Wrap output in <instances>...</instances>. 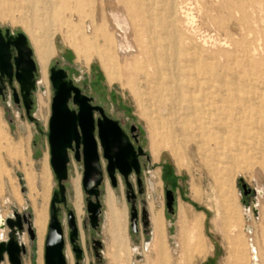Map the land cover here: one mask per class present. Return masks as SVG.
<instances>
[{
    "label": "rangeland",
    "instance_id": "374dc122",
    "mask_svg": "<svg viewBox=\"0 0 264 264\" xmlns=\"http://www.w3.org/2000/svg\"><path fill=\"white\" fill-rule=\"evenodd\" d=\"M122 2L0 0V17H3L0 18V28L9 29L12 34L23 33L32 48L34 61L37 62L32 41L45 34L52 47L45 66L46 92L39 91L35 86L31 94V121L25 116L23 107L12 102L9 91L0 98V170L3 169L9 177L6 185L0 183V212L3 216L12 215V212L29 214L31 226L34 218L40 215L44 223L40 240L34 232L35 238L30 241L24 228L25 253L20 257V264H44L48 209L52 192L56 189L46 137L52 98L48 75L49 69L55 65L64 69L68 78L91 97L94 104L99 103L105 113L124 128L128 124L136 125L140 132V146L145 152L144 158H140V194L137 193L135 177L131 175L129 178L138 213L136 233L131 232L129 222L133 199L130 196L126 198V188L119 175L116 174L117 185L112 188L104 173L98 197L101 214L95 229L88 225L85 195L80 184L82 215L80 223L76 220V224L83 256L79 264H109L105 258L107 239L104 235L106 186L113 194L116 207L124 211V233L130 264H156L153 258L144 257L140 249V244L151 238L150 206L158 212L162 222L167 264H207L209 261L208 264H249L247 239L256 247L259 261L264 264V113L251 102H245L250 93L264 92V2L244 0L239 4L237 0H171L173 19L180 22L185 33L205 46L204 53L208 59L207 73L203 77L214 84V88L205 91L207 98L204 101L210 102L216 94L219 105L229 109L224 113L212 112L211 118L220 120L223 126L208 125L202 133L200 129L188 126L180 132L174 125L176 121L190 124L191 118L187 116L185 105L182 111L175 113L171 105L172 99L176 98L173 93L161 94L159 87L147 76L149 71L147 74L141 70L132 73L135 67L140 68V60H134L128 66L121 64L112 30L114 23H117L119 36L129 43L127 52L136 55L142 40L138 20L131 30L127 26L129 22ZM93 22L95 27L102 26L103 33L113 45L92 36L88 25ZM242 41L253 54L251 59L241 49ZM219 45L231 53L234 63L219 57ZM105 54L111 57L113 64L109 68L105 67ZM63 58L69 62H64ZM40 75L42 72L38 65L35 78ZM198 77L201 78V75ZM41 85L45 87V84ZM228 88L229 91H226ZM98 93L101 97H97ZM38 96L46 104L41 113L37 107ZM194 98L201 102L198 96ZM204 113L202 109L198 111V116ZM170 129L173 130L176 158L167 149H156L151 145L152 136L158 143L160 136ZM206 139L211 140L210 143L206 144ZM212 146L216 149L214 156L209 151ZM100 159L104 168L101 154ZM44 160L46 177L43 176ZM67 170L65 196L67 208L72 210L70 180L74 174H80L79 180L82 175V164L76 162L72 154ZM152 174H156V179ZM164 175H170L171 181L165 180ZM241 184L254 192L244 194ZM166 187L174 196L172 214H168L165 208ZM142 208L147 211L146 233H143L139 220ZM179 210L184 212L187 220H192L189 227L194 228V240L200 242V253L188 260L180 255L175 244V238H181L176 225ZM58 219L64 233L66 264H75L67 238L66 212L61 206ZM95 241L100 243V248L96 249L100 258L95 255ZM1 264L9 262L5 258Z\"/></svg>",
    "mask_w": 264,
    "mask_h": 264
},
{
    "label": "bare ground",
    "instance_id": "6f19581e",
    "mask_svg": "<svg viewBox=\"0 0 264 264\" xmlns=\"http://www.w3.org/2000/svg\"><path fill=\"white\" fill-rule=\"evenodd\" d=\"M260 1L264 2V0ZM237 2L242 4L244 0H237ZM122 9L126 20L129 22L127 26H129L130 30L136 20L140 22V34L142 40L140 42V50H137L136 52L138 57L127 52L129 43L127 40L125 41V38L122 40V37L119 36L117 23H114L112 26L113 28H111L116 36L114 41L119 50L121 64L123 66H128L132 61L140 60V68L135 67L136 69L134 68L132 73L137 70H141L144 73L149 71L150 73H148L149 75L147 76H149L155 85L159 87L161 94L168 95L169 93H173L176 98L172 99L171 105L176 111L175 113L182 111V106L185 105L186 111H188L187 116L191 118V122L187 125L186 122L181 123L176 121L174 125L179 128L180 132H182L181 130H185L187 126L190 129H200L201 133L208 125L218 127L223 126V123L220 122V120H213L211 118L212 112L219 111L224 113L228 112L229 109L226 106L221 107L219 105V101L216 100V94H212L213 96L211 97L210 102H207V100L204 101V98H207L205 91L214 88V84L210 83L207 78L203 77V75L207 73L208 59L204 53V43L193 38L188 33H185L180 26V22L173 19L171 0H123ZM0 18L3 17L1 16ZM96 18H98V15ZM88 31L100 41H107L110 45H113L112 41H110L106 34L103 33L102 26L98 28L95 27L94 22L90 23L88 25ZM234 31L237 32V30ZM32 45L36 60L41 68L42 84H45L44 92H46L47 79L45 76V66L52 53V47L49 40L46 39L45 34L36 41H32ZM133 46H136L134 42ZM217 48L219 57L225 58L226 61L234 63L231 53L225 50V47L219 45ZM75 49L78 50L77 47H75ZM241 49L244 53H248L247 57L248 59H251L253 54L249 52L246 42L242 41ZM252 50H254V48H252ZM95 52L97 56L100 57L98 51ZM105 57L107 59L105 67L109 68V66L113 65L111 63V57L106 54ZM197 74L201 75V78H199ZM226 91H229V88L226 89ZM196 96L200 98V103H198L197 100H194V97ZM245 102H251L255 108L259 107L260 112L264 113V92L255 91V93H250V96L246 97ZM37 107L39 113H41L42 109L46 107L41 96H38ZM202 109L205 113L202 114V116H198V111ZM172 134L173 130H168V133L164 136H160L158 143L155 142L156 137L152 136L151 145L156 149L159 147L167 149L169 154L173 158H176L173 144L174 138ZM210 141L211 140L206 139L205 143L208 144ZM213 147L214 146L209 149L212 156L215 155L216 151ZM43 174L44 177L47 176L46 160H44L43 164ZM74 175V178L70 180V204L77 223L79 224L82 215L80 180L78 175ZM151 176L155 179L157 177L156 174H152ZM8 178V173L3 169L0 170V183L2 186L6 185L9 180ZM104 205V235L107 239L105 258L109 260V264H130V252L126 244L124 233V211L116 207L113 194L108 186L105 188ZM7 218L14 219L13 215L9 214L3 216L0 212V242H6L8 239L9 231L4 225ZM191 224L192 220H187L184 212L179 210L176 225L179 226L181 238H175V244L180 255L186 257V260L192 258L194 254L196 255L200 253V242L194 240L195 231L194 228L189 227ZM32 227L33 230H35L34 232L38 240H40L44 232V223L40 215L34 218ZM149 229L151 238L149 240L147 239L148 241L145 240V243L142 242L140 244V249L142 250L144 257L153 258V261L156 262V264H167V253L163 243L162 222L158 212H155L152 206L149 208ZM12 237L20 244L25 245L26 238L23 230L20 232L15 230ZM250 242L251 241L247 239L246 247L249 252V264H261L258 251L252 242ZM134 244L138 245L136 243ZM67 257L71 261V255L68 250ZM69 264H71V262H69Z\"/></svg>",
    "mask_w": 264,
    "mask_h": 264
},
{
    "label": "water",
    "instance_id": "95a60500",
    "mask_svg": "<svg viewBox=\"0 0 264 264\" xmlns=\"http://www.w3.org/2000/svg\"><path fill=\"white\" fill-rule=\"evenodd\" d=\"M32 48L26 36L18 32L12 34L9 29H4L1 34L0 28V76L4 77L8 84L13 79L22 95V103L25 116L32 120L30 108L34 90L36 62L32 58ZM49 83L52 90L50 103V115L47 123V144L49 149V165L53 173L56 189L53 190L49 203V221L44 240L43 260L44 264H66L64 255V233L58 219L60 206L65 208L67 238L73 253L74 263L79 264L82 260V249L78 243V227L73 211L67 208L64 182L68 179L67 166L70 161L68 152L73 153L76 162L82 164L81 187L85 195V211L87 222L91 229L98 227L101 214L99 187L106 174L112 188L117 185L116 174L119 175L126 188V198L133 199L130 202L129 222L132 233L137 232L138 213L134 206V192L131 175L135 177V183L140 194V164L138 156H145L142 148L134 150L127 136L121 130L117 121L107 118L100 107L90 105L91 99L84 95L81 90L68 78L64 69L56 65L49 69ZM14 102L17 103L13 92ZM76 109H70L68 103ZM98 112L99 118L94 122L92 114ZM95 133V134H94ZM101 158L105 161L104 168ZM147 158V157H146ZM244 194L254 192L246 189L241 184ZM165 208L168 214L173 213V192L165 188ZM14 219L7 218L4 222L8 229V239L0 242V263L6 258L9 264H20V257L25 253L23 244L13 237L14 231L25 232L30 241L35 238L31 226L30 215H19L12 212ZM139 220L143 227V233L148 231L147 211L140 210ZM3 227V226H2ZM147 240V239H146ZM96 249L100 248L99 241H95ZM100 258V257H99Z\"/></svg>",
    "mask_w": 264,
    "mask_h": 264
},
{
    "label": "flooded vegetation",
    "instance_id": "af4514ba",
    "mask_svg": "<svg viewBox=\"0 0 264 264\" xmlns=\"http://www.w3.org/2000/svg\"><path fill=\"white\" fill-rule=\"evenodd\" d=\"M1 34L3 35L4 34V29H1ZM64 62H69L68 60H65L63 58ZM36 62V61H35ZM36 65H37V62H36ZM37 68H38V65H37ZM40 74V73H39ZM35 84L37 86V89H39V91H45L44 90V87L41 85L42 84V77L41 75L39 77H37L35 79ZM6 91H9L10 93V98L12 100V102L16 105V106H22L23 107V103H22V95L19 91V87L17 85V83L12 79L10 81V84H8V81L4 78V77H1L0 76V98H2L4 96V94L6 93ZM13 92L15 93L16 95V99H17V103L14 102V97H13ZM82 92V91H81ZM83 93V92H82ZM84 94V93H83ZM85 95V94H84ZM97 97H101V93H98L96 94ZM88 97V96H87ZM91 99V102H90V105L91 106H96V107H100L103 111V114L107 117V118H110L112 119L110 116H108L103 107L99 104V103H95L93 102L92 98L91 97H88ZM112 99H114L112 96H111ZM68 106L70 109H76L75 107H73L71 105V103L69 102L68 103ZM121 107V105H120ZM24 109V107H23ZM25 113V111H24ZM92 117H93V120L94 122L100 117L98 112H93L92 114ZM114 120V119H112ZM116 121V120H115ZM121 130L124 132V134L127 136L130 144L132 145V147L134 148V150H137L138 148H141L140 146V132H139V129L137 128L136 125H133V124H128L127 127H123L122 125H120V123L118 122ZM48 131V130H47ZM95 134V133H94ZM70 154H72V157H73V153L72 152H68V157L70 159ZM140 158H144V155L142 156H138V161H139V164H140ZM74 159V158H73ZM78 172V171H77ZM79 173V172H78ZM80 176V174H79ZM80 184H81V177H80ZM137 187V186H136ZM74 213V212H73Z\"/></svg>",
    "mask_w": 264,
    "mask_h": 264
},
{
    "label": "trees",
    "instance_id": "16d2710c",
    "mask_svg": "<svg viewBox=\"0 0 264 264\" xmlns=\"http://www.w3.org/2000/svg\"><path fill=\"white\" fill-rule=\"evenodd\" d=\"M170 174V173H169ZM164 179L167 181H171L172 177L169 175H164Z\"/></svg>",
    "mask_w": 264,
    "mask_h": 264
},
{
    "label": "crops",
    "instance_id": "0c3cea01",
    "mask_svg": "<svg viewBox=\"0 0 264 264\" xmlns=\"http://www.w3.org/2000/svg\"><path fill=\"white\" fill-rule=\"evenodd\" d=\"M209 262H210V261H209ZM209 262H208V263H209ZM208 263H207V264H208Z\"/></svg>",
    "mask_w": 264,
    "mask_h": 264
}]
</instances>
